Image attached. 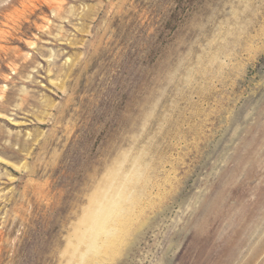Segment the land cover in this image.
<instances>
[{
    "label": "rangeland",
    "instance_id": "rangeland-1",
    "mask_svg": "<svg viewBox=\"0 0 264 264\" xmlns=\"http://www.w3.org/2000/svg\"><path fill=\"white\" fill-rule=\"evenodd\" d=\"M0 264H264V0H0Z\"/></svg>",
    "mask_w": 264,
    "mask_h": 264
}]
</instances>
